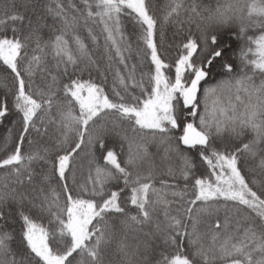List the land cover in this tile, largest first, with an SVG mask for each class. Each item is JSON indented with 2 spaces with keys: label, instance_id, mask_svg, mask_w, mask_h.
<instances>
[{
  "label": "snow or ice",
  "instance_id": "6c2138e0",
  "mask_svg": "<svg viewBox=\"0 0 264 264\" xmlns=\"http://www.w3.org/2000/svg\"><path fill=\"white\" fill-rule=\"evenodd\" d=\"M0 130V264H264V0H0Z\"/></svg>",
  "mask_w": 264,
  "mask_h": 264
},
{
  "label": "rangeland",
  "instance_id": "374dc122",
  "mask_svg": "<svg viewBox=\"0 0 264 264\" xmlns=\"http://www.w3.org/2000/svg\"><path fill=\"white\" fill-rule=\"evenodd\" d=\"M162 2H163V0H162ZM234 47H236V45L234 46ZM175 51H173V52H171L170 54H169V58H171V57H174L175 56ZM109 88H110V83H109V86H108ZM206 165H204L203 167H201V169H200V171L201 172H203L205 169H206ZM79 175V174H78ZM83 175L84 176H86L87 175V167L85 166V169H84V173H83ZM80 178H83V177H80Z\"/></svg>",
  "mask_w": 264,
  "mask_h": 264
},
{
  "label": "trees",
  "instance_id": "16d2710c",
  "mask_svg": "<svg viewBox=\"0 0 264 264\" xmlns=\"http://www.w3.org/2000/svg\"><path fill=\"white\" fill-rule=\"evenodd\" d=\"M235 46V45H234ZM85 78H87V77H85ZM0 131H2V130H0Z\"/></svg>",
  "mask_w": 264,
  "mask_h": 264
}]
</instances>
